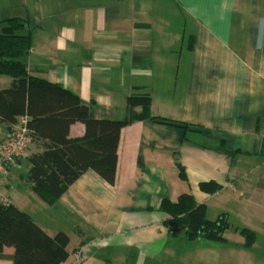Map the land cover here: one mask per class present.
<instances>
[{
	"label": "crops",
	"instance_id": "crops-1",
	"mask_svg": "<svg viewBox=\"0 0 264 264\" xmlns=\"http://www.w3.org/2000/svg\"><path fill=\"white\" fill-rule=\"evenodd\" d=\"M12 17L27 20L31 75L72 92L97 119L130 117L132 93L149 96L156 117L132 110L114 184L88 169L47 204L27 181L28 156L40 151L30 142L4 178L8 201L23 210L9 191L24 190L23 211L48 235L68 236L64 264L76 250L83 264H172L177 244L159 205L181 194L206 214L256 207L264 237V0H0V21ZM10 81L0 76V90ZM9 130L0 125V142ZM84 131L75 122L68 136ZM209 181L222 188L200 191Z\"/></svg>",
	"mask_w": 264,
	"mask_h": 264
},
{
	"label": "trees",
	"instance_id": "trees-1",
	"mask_svg": "<svg viewBox=\"0 0 264 264\" xmlns=\"http://www.w3.org/2000/svg\"><path fill=\"white\" fill-rule=\"evenodd\" d=\"M26 25V19L17 17L0 21V76L11 79L9 87L0 90V125L10 129L20 118L26 119L27 140L40 149L27 159L31 189L45 203L53 204L88 169L114 184L120 130L136 119L132 110L139 107L147 118L156 119L148 113L149 96L132 93L127 98L128 118H95L75 94L28 72L22 60L32 46L29 32H23ZM75 122H81L85 131L81 137L71 138L68 130ZM178 169L180 178L185 179L179 164ZM198 188L211 195L222 185L209 181L199 183ZM159 210L166 214L165 224L173 236L182 233L188 241L199 237L225 241L226 214L208 219L205 204L197 203L191 194H181L174 202L163 198ZM168 221H174L179 232H173ZM239 234L244 247H251L255 233L243 228ZM68 242L65 233L50 236L10 201L0 202V256L5 248H11V264H64Z\"/></svg>",
	"mask_w": 264,
	"mask_h": 264
},
{
	"label": "rangeland",
	"instance_id": "rangeland-1",
	"mask_svg": "<svg viewBox=\"0 0 264 264\" xmlns=\"http://www.w3.org/2000/svg\"><path fill=\"white\" fill-rule=\"evenodd\" d=\"M9 193L24 210V190L17 192L15 187L14 190L11 188ZM223 207L224 205H211L206 216L214 220L221 212L228 211L229 215L226 214L229 227L223 234L225 241L212 242L201 237L188 241L180 233L171 238L177 244L172 264H264L263 223L260 210L252 206L241 213L233 204H228L227 208ZM243 228L253 231L256 235L251 247H244V239L239 234V230Z\"/></svg>",
	"mask_w": 264,
	"mask_h": 264
},
{
	"label": "built area",
	"instance_id": "built-area-1",
	"mask_svg": "<svg viewBox=\"0 0 264 264\" xmlns=\"http://www.w3.org/2000/svg\"><path fill=\"white\" fill-rule=\"evenodd\" d=\"M26 119L20 118L14 124L5 138L0 142V202H6L7 199L1 193V185L4 178L10 172V169L22 155L27 147V133L25 126ZM73 261L71 264H83V256L81 250H76L73 253Z\"/></svg>",
	"mask_w": 264,
	"mask_h": 264
},
{
	"label": "water",
	"instance_id": "water-1",
	"mask_svg": "<svg viewBox=\"0 0 264 264\" xmlns=\"http://www.w3.org/2000/svg\"><path fill=\"white\" fill-rule=\"evenodd\" d=\"M168 225L170 226L173 232H179L180 229L174 221H168Z\"/></svg>",
	"mask_w": 264,
	"mask_h": 264
}]
</instances>
